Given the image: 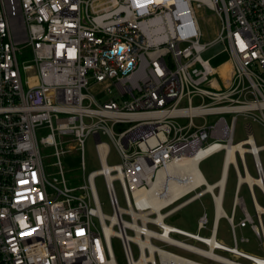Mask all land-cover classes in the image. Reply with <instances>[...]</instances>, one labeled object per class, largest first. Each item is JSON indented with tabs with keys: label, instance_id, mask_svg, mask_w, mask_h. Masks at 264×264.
<instances>
[{
	"label": "built area",
	"instance_id": "1",
	"mask_svg": "<svg viewBox=\"0 0 264 264\" xmlns=\"http://www.w3.org/2000/svg\"><path fill=\"white\" fill-rule=\"evenodd\" d=\"M198 8L218 22L211 42L200 41ZM219 44L232 65L221 83L217 68L202 56ZM98 85L106 86L101 100L91 93ZM209 116L219 117L209 122ZM239 117L246 137L236 141ZM122 124L128 127L117 132ZM253 124L264 129V0H0V264H118L112 238L120 240L126 264H177L172 248L179 237L218 254L200 256L214 263L226 264L224 258L227 264H264V255L239 249L250 238L238 230L249 227L264 250V216L263 222L256 216V189L264 207V144L256 141ZM90 136L100 169L72 185L62 158L78 152L85 170ZM221 144L245 147L244 156L237 152L228 165L226 181L232 171L237 175L230 216L217 217L219 187L197 192L207 184L159 208L138 199L142 193L166 199L175 189L171 182L183 175L160 173ZM111 145L118 164L108 163ZM42 147L54 149V172ZM220 152L223 177L225 148H214L200 168ZM247 172L255 182L241 185L240 175ZM98 176L105 181L111 215L102 209ZM243 185L257 221L239 195ZM206 195L214 203L211 226L206 211L192 234L166 222ZM238 209L243 217L236 220ZM222 218L232 246L218 239ZM212 238L218 242L214 248L207 242ZM147 240L152 245L142 244ZM146 256L155 263L141 262Z\"/></svg>",
	"mask_w": 264,
	"mask_h": 264
},
{
	"label": "rangeland",
	"instance_id": "2",
	"mask_svg": "<svg viewBox=\"0 0 264 264\" xmlns=\"http://www.w3.org/2000/svg\"><path fill=\"white\" fill-rule=\"evenodd\" d=\"M196 15L200 22V28H201L200 41L201 43L211 42L218 35V22L216 21L214 16L211 14V11H206L204 8H198L196 10ZM223 49H224L223 46L220 44L214 45L211 48L207 49L203 53L202 56L205 60H209L212 66L223 67L225 65H228L230 62L229 54L225 52ZM105 89H106L105 85H98L91 89V93L95 95L98 100H101L105 96V93H104ZM224 116L230 122L231 115L226 114ZM218 117L219 116H209L207 119L209 122H214ZM194 121L196 123H199L201 120L196 118ZM244 125H245L244 120L241 117H239L238 122H237L236 132H235L236 141L244 139L246 137ZM126 127H128V124L118 125L116 127V131L119 132L120 130L125 129ZM253 131L255 134L256 141L259 143V145H263L264 144V129L258 124H253ZM103 139L108 141L106 137H103ZM53 152H54L53 148L42 147V153L46 155L45 162L50 172H54L51 165L54 163V161H56V158L53 156ZM223 157H224V152L216 153L210 156L209 158H207L206 160H204V162L202 163V166L200 169L203 175H205L204 177L209 184L216 182L220 178L221 168H222V164L224 160ZM84 159H85V167H86L85 170L81 168V158L78 155V152L73 151L71 153L66 154L62 158L63 166L66 171V176L72 185H79L81 183H84L86 180V176L90 172L97 171L100 169V162H99V158H98L97 151L95 148V139L93 136H90L85 143ZM260 159H261V163L264 169V149L260 151ZM120 161L121 160L119 156L116 154L113 146L111 145V153L108 158V163L110 165H113V164H118ZM246 161H247L250 172L253 175H255L251 156L247 155ZM236 177L237 175L234 173V171H232L230 178L226 185L223 209L226 212V214L229 216L231 215L232 205H233V201L235 198L234 193H235V188L237 186ZM95 186H96L97 193H98L104 213L111 215L113 213V210L110 204L105 181L102 176L96 177ZM114 188H115V192H116L120 205L124 207L125 206L124 194H123V191H122V188L119 182L117 181L114 182ZM202 190L203 188L199 189L197 192L199 193ZM194 194L195 193H193L189 197L193 196ZM239 195L245 201L246 206L249 212L254 217L255 221H257V218L255 216V211L253 209L251 198L249 195V191L246 185L241 186ZM256 195L260 203H263L260 192L257 189H256ZM186 199L188 198H184L183 200L179 201L176 205L185 201ZM205 211L208 214L210 226H211L213 216H214V203L210 195H206L202 197L201 199H197L196 201L183 207L178 212H176L174 215H172L170 218H168L166 222L180 229H184V230L191 231V232H196L198 219ZM242 217H243V213L240 209H238L236 220H239ZM201 234L208 235L209 232H201ZM241 234H244L245 236L249 237L250 242L245 243V244L240 243L239 249L247 253L254 254V255H259V256L264 255V250L260 247L256 235L252 232V230L249 227L243 230H238V236H241ZM181 239H184V238H181ZM218 239L225 245L232 246L234 244L229 224L225 218H222L219 221ZM191 243L198 245L200 247H204L201 244L196 243V242L191 241ZM112 247H113L114 255H115V258L118 264H126V258L124 256V252H123V248H122V244L120 240L117 238H112ZM172 250L180 255L195 259L199 262H205L209 264H218V263L209 261L207 259H204L200 256L192 255L188 252H185L177 248H172ZM218 253L226 257H231V255L225 252H222V251H219ZM134 257L135 258L138 257V251L136 248L134 249ZM239 261L246 262L242 259H239Z\"/></svg>",
	"mask_w": 264,
	"mask_h": 264
},
{
	"label": "bare ground",
	"instance_id": "3",
	"mask_svg": "<svg viewBox=\"0 0 264 264\" xmlns=\"http://www.w3.org/2000/svg\"><path fill=\"white\" fill-rule=\"evenodd\" d=\"M217 147H222V148H225L227 150V159H226V165L224 168V176L221 177L220 180L217 181L216 184H209L205 180L204 175L200 169L199 161L202 158H204L206 155H208L210 152H212L214 148H217ZM237 152H241V154L243 155L245 152V147L241 144H233V145L221 144V145L214 146L211 149L203 150L200 153L193 156L192 158H188L183 164L172 165L167 170H164L160 173V177H163V175L165 173L171 174V175H176L177 177H179L180 175H183L180 180H176V181L171 182V186L174 187L175 189L172 191V193L171 192L169 193V195L166 199L163 198V199L158 201L155 196H150V195H148V193L140 194L138 196V199H140V200L147 199V200H149L150 204L154 208H159L160 206H162L166 203H169L170 201H172L174 199H177L179 196L186 194V193L194 190L195 188H198L201 185L207 184L203 188V191L201 194L211 193V192H213L214 188L217 186L221 189V195L216 196L217 217L219 219V217L221 215L222 216L226 215V212L223 209V201H224L223 195H224L225 186L227 183L226 175L228 172V165L230 164V162L231 161L236 162V153ZM104 165H105V169H108L110 167V165L106 163L105 159H104ZM245 182H249L252 185V183L255 182V177L252 174H250L249 172H247L246 176L240 175V184L242 185ZM195 197L198 198V196H195ZM256 216L259 218L260 221L263 222L264 207L258 201H257ZM176 228H177L178 232L181 231V233H182L184 231L188 234H192V233H190L191 231L180 229L178 227H176ZM197 236L198 235H196V237ZM198 237L201 238V236H198ZM207 242L211 243L212 248H214V246L218 243L214 238L208 239ZM142 244L143 245H146V244L152 245V243L149 240H147L146 242H144ZM176 247L180 248V250H183L185 252H188V253H191V254H194L197 256L208 254V255L214 256L216 258H219V255L216 254L215 252H213L212 250H207L204 247H200L198 245H195V244H193L189 241L183 240L181 238H178L176 240ZM156 248L158 249V247H156ZM221 260L226 264L231 263L228 260H225L224 258H222ZM176 261H177V264H205L204 262H199L195 259L180 255L178 253L176 254ZM141 262L155 263V260H154V257L148 258L146 256V257H143L141 259ZM136 264H139V263H136Z\"/></svg>",
	"mask_w": 264,
	"mask_h": 264
},
{
	"label": "crops",
	"instance_id": "4",
	"mask_svg": "<svg viewBox=\"0 0 264 264\" xmlns=\"http://www.w3.org/2000/svg\"><path fill=\"white\" fill-rule=\"evenodd\" d=\"M221 45V44H220ZM223 46V45H222ZM223 48H224V46H223ZM224 50V49H223ZM223 52V51H222ZM217 68V70H218V72L220 73V76H218V80H219V82L221 83L222 81V78H224V77H228L230 74H231V72H232V65H231V63L229 62V64L228 65H226V66H223V67H216ZM221 68V69H220ZM204 162V161H203ZM202 162V163H203ZM201 166H202V164H201ZM205 176V175H204ZM205 178V177H204ZM220 178H221V174H220ZM220 178L217 180V181H219L220 180ZM206 180V179H205ZM216 181V182H217ZM216 182H214V183H216ZM208 183V182H207ZM214 183H212V184H214Z\"/></svg>",
	"mask_w": 264,
	"mask_h": 264
}]
</instances>
